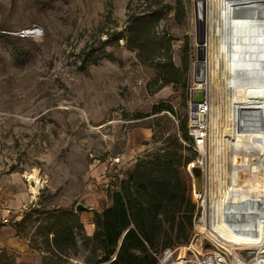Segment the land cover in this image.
I'll return each instance as SVG.
<instances>
[{
	"label": "rangeland",
	"instance_id": "1",
	"mask_svg": "<svg viewBox=\"0 0 264 264\" xmlns=\"http://www.w3.org/2000/svg\"><path fill=\"white\" fill-rule=\"evenodd\" d=\"M195 5L0 0V264H43L45 257L81 264L87 250L80 239L67 261L54 254L46 213L69 210L82 234L92 236L95 213L136 162L172 147L179 124L189 135L197 83L207 101L206 70L195 66ZM153 11L158 19L150 29L137 17ZM140 35L147 51L141 54L128 42ZM33 171L41 186L32 196L26 175ZM190 243L172 248V260L184 247L187 258L198 254Z\"/></svg>",
	"mask_w": 264,
	"mask_h": 264
},
{
	"label": "bare ground",
	"instance_id": "2",
	"mask_svg": "<svg viewBox=\"0 0 264 264\" xmlns=\"http://www.w3.org/2000/svg\"><path fill=\"white\" fill-rule=\"evenodd\" d=\"M196 1L199 19L204 12L207 88L205 161L197 162L205 170L207 213L196 233L228 248L252 247L264 243V0ZM26 178L33 196L39 177L33 171ZM230 209L241 225L227 221ZM191 247L200 251L199 241ZM186 250L173 264H184Z\"/></svg>",
	"mask_w": 264,
	"mask_h": 264
},
{
	"label": "trees",
	"instance_id": "3",
	"mask_svg": "<svg viewBox=\"0 0 264 264\" xmlns=\"http://www.w3.org/2000/svg\"><path fill=\"white\" fill-rule=\"evenodd\" d=\"M137 19L144 20L151 29L158 17L153 11ZM128 42L139 54L147 52L142 35ZM155 111L162 110L156 107ZM178 131L180 136L177 132L171 135L172 147L166 149L163 145L151 157L136 162L119 189L111 194L110 204L95 213L92 236L82 234V223L73 212H44L52 221L45 227L46 238L58 259L67 261L71 254L77 255L80 239L87 250L81 264H160L157 255L188 243L195 204L185 168L193 156L185 153L187 148L179 138H192L185 125L179 124ZM161 150L163 153H159ZM45 260L43 264H51L49 258Z\"/></svg>",
	"mask_w": 264,
	"mask_h": 264
},
{
	"label": "built area",
	"instance_id": "4",
	"mask_svg": "<svg viewBox=\"0 0 264 264\" xmlns=\"http://www.w3.org/2000/svg\"><path fill=\"white\" fill-rule=\"evenodd\" d=\"M26 33L22 31L21 37H25ZM207 110L206 101H202L196 104V109H190L189 116L190 122H194V127L190 126L189 136L192 138L191 141H183L181 142L184 146L192 150L194 152H198L200 154V158L202 161H205V156L201 152L200 148L205 146L206 144V134H207V125L206 119H204L203 113ZM198 158L196 161H191L187 164L188 172L192 178V175L189 169L195 166L198 162ZM202 166V165H201ZM204 179H203V188L201 191H195L193 179H192V187H191V199L195 204V213L193 217V222L195 223H204L206 221V207L203 204L205 202V170L202 166ZM248 204V203H247ZM246 204V205H247ZM244 205V206H246ZM232 214V216H230ZM252 214V213H251ZM240 216L237 215L236 210L230 209L226 213V219L232 226L235 224L241 225ZM242 227H236L235 231H241ZM201 235L205 241L206 245H203L202 241H199L197 236ZM190 245L199 241L200 250L197 251L198 254H193L192 256L186 257L184 259V264H264V243H260L256 246H234L232 248H228L223 246L222 244L216 243L212 239H210L205 234H197L192 233L190 240ZM189 245V246H190ZM190 250V247H188ZM169 256L168 259L165 257ZM160 264H173L172 260V252L171 249H165L159 255L156 256Z\"/></svg>",
	"mask_w": 264,
	"mask_h": 264
},
{
	"label": "water",
	"instance_id": "5",
	"mask_svg": "<svg viewBox=\"0 0 264 264\" xmlns=\"http://www.w3.org/2000/svg\"><path fill=\"white\" fill-rule=\"evenodd\" d=\"M195 14H196V33H197V45H198V53H197V62L195 64L196 68L199 69L200 67H203V60L205 59L204 55V50H203V44H204V23H203V16L204 12H202V17L199 19L198 17V12H197V1L195 5ZM37 32L36 29L32 30L31 33ZM200 80V79H197ZM202 92L199 91V89H195L194 97L191 103L190 109L195 110L196 109V104L199 102H202L204 100L202 96ZM192 179H193V184H194V189L195 191H201L203 188V179H204V174H203V169L200 164H196L195 166L191 167L189 169ZM246 205V204H245ZM84 209L83 206H77L78 211H82Z\"/></svg>",
	"mask_w": 264,
	"mask_h": 264
}]
</instances>
